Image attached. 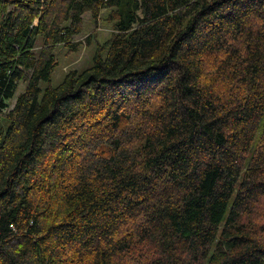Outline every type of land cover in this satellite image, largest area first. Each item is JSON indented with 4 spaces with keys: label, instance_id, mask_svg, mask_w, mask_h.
<instances>
[{
    "label": "trees",
    "instance_id": "trees-1",
    "mask_svg": "<svg viewBox=\"0 0 264 264\" xmlns=\"http://www.w3.org/2000/svg\"><path fill=\"white\" fill-rule=\"evenodd\" d=\"M2 119L0 264H264V0H0Z\"/></svg>",
    "mask_w": 264,
    "mask_h": 264
},
{
    "label": "rangeland",
    "instance_id": "rangeland-1",
    "mask_svg": "<svg viewBox=\"0 0 264 264\" xmlns=\"http://www.w3.org/2000/svg\"><path fill=\"white\" fill-rule=\"evenodd\" d=\"M107 11L108 9H103L96 21L92 20L88 13L83 15L84 21L81 27V34L75 37V40H80L81 42L77 50H68V47L63 44L56 45L54 56H56L57 64L53 68L50 80L40 81L41 93L47 85L57 86L69 70L75 69L78 72H82V70L92 64V57L97 44L104 43L113 32L111 23L106 20ZM87 38L89 39L87 40ZM23 88L24 83L19 82L14 98L10 100V104L14 102L16 95H19ZM6 125V120L2 119L0 121V128L2 126L5 129ZM260 208L264 209V202Z\"/></svg>",
    "mask_w": 264,
    "mask_h": 264
}]
</instances>
